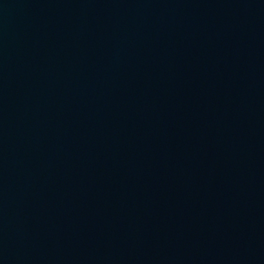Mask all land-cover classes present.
Wrapping results in <instances>:
<instances>
[{
	"label": "water",
	"instance_id": "95a60500",
	"mask_svg": "<svg viewBox=\"0 0 264 264\" xmlns=\"http://www.w3.org/2000/svg\"><path fill=\"white\" fill-rule=\"evenodd\" d=\"M0 264H264V0H0Z\"/></svg>",
	"mask_w": 264,
	"mask_h": 264
}]
</instances>
